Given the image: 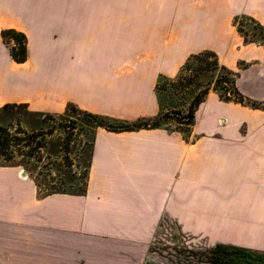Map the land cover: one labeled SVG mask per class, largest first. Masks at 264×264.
Here are the masks:
<instances>
[{
	"label": "crops",
	"instance_id": "crops-1",
	"mask_svg": "<svg viewBox=\"0 0 264 264\" xmlns=\"http://www.w3.org/2000/svg\"><path fill=\"white\" fill-rule=\"evenodd\" d=\"M237 16L264 25V0H0V33L27 38L17 64L0 36V107L154 117L159 75L203 51L264 106V47L243 43ZM182 232L264 252V108L209 92L188 140L98 128L83 195L39 197L21 168L0 167V264H144Z\"/></svg>",
	"mask_w": 264,
	"mask_h": 264
},
{
	"label": "trees",
	"instance_id": "trees-1",
	"mask_svg": "<svg viewBox=\"0 0 264 264\" xmlns=\"http://www.w3.org/2000/svg\"><path fill=\"white\" fill-rule=\"evenodd\" d=\"M247 23L248 29H244L243 25ZM233 26L242 38L244 44H256L264 47V25L259 24L254 19L247 16H237L233 20ZM2 42L9 49L11 59L22 64L27 60V39L26 36L14 29L3 30L1 32ZM192 73L189 77L186 74ZM238 73L233 72L218 61L217 55L211 51H203L190 55L178 74L174 79L159 75L155 93L158 102V113L154 117L142 118L133 122L112 119L106 116L92 114L78 109L73 104H67L65 110L61 114H49L41 112L29 111L26 104H5L0 107V114L10 117H17L21 111L22 116L30 117L31 122H26L25 127L18 118L15 126L8 123L0 125V167H22L28 174V177L37 187L39 197H46L54 194L67 195H83L86 191L88 171L93 152V141L95 131L98 128L105 129L110 132H128L143 129H165L164 122L173 119L172 115L182 116L180 111H172L181 104L169 105L170 109H165L161 92L162 84L169 83L176 91H187L190 94L189 102L186 106V113L183 115L189 129L193 127L195 122V113L201 103L204 102L209 92H215L222 101L235 102L239 104H248L252 108H264L254 102L246 100L236 88V80ZM193 89L189 90L188 88ZM71 123L74 127L65 126ZM179 124H181L179 122ZM81 130L80 136L85 138V143L81 153L82 173L76 179L75 173L67 171L65 175H61L52 164L43 165L46 174L43 177L44 184L39 183L38 173L36 170L39 163L50 160L52 157L56 159L62 158L68 160L66 156L69 150L67 135L69 131L76 129ZM184 139H188L186 134L188 131L175 129ZM67 132V133H66ZM62 134H65L63 136ZM71 136V135H70ZM22 158V161H17ZM32 162V163H31ZM70 167V166H69ZM65 167V168H69ZM58 175H56V174ZM55 174L53 177L52 175ZM46 177L49 183L46 184ZM78 182H82L83 188H78ZM55 186H54V185ZM81 184V183H80ZM209 264H264V252L256 250H248L234 246L217 245L210 254Z\"/></svg>",
	"mask_w": 264,
	"mask_h": 264
},
{
	"label": "rangeland",
	"instance_id": "rangeland-1",
	"mask_svg": "<svg viewBox=\"0 0 264 264\" xmlns=\"http://www.w3.org/2000/svg\"><path fill=\"white\" fill-rule=\"evenodd\" d=\"M248 25L250 26V24L245 23L243 25L244 29L247 30ZM3 30H8V29H3ZM0 36H1V33H0ZM3 45H4V43H3ZM6 48L8 49V47H6ZM26 48H27V44H26ZM242 67H244V65H242ZM242 67H240V68H242ZM178 72H177V74H178ZM191 74L192 73L186 74V77H189ZM175 76L167 77V78L174 79ZM161 88H164V90L161 92V97L163 100V104L165 106V109H164L165 111H166V109L169 110L170 109L169 107H171L172 105L181 104V103L183 105V106L177 107L175 110H172V108L169 110L171 114L173 113L172 111H174V112L180 111V112H182V116L176 117L175 115H172L173 119H168L164 122L163 127L166 128L167 130H165V129H163V130L171 133V132H176V131H174L175 129H182L184 131H188L186 134L188 136H190L192 127L189 129L184 124V123H186V120L183 118L184 117L183 115H185V113H186L187 103L189 102L188 99H190V96H191L190 94H188L189 93V92H187L188 90L185 92L176 91V89L173 88L172 85L169 83L162 84ZM188 89L191 90L193 88L189 87ZM155 95H156V93H155ZM169 105H171V106H169ZM23 113H24V111H21V113H19V115H17V117L16 116L10 117L9 114L6 116L0 114V125H3V124L7 125L8 123H10L11 125L16 127V125L18 123V118L20 117L19 120L22 123V127H25L26 122L27 123L31 122L32 119H30V117H28V116H24V115L22 116ZM49 114H51V113H49ZM71 122L72 121H70V124H66L65 126H70V128L74 127V125ZM179 122L181 124H179ZM80 132H82V131L79 130L78 128L74 131H71V129H70L69 134L67 135L68 139L70 138V140L68 142L69 150L67 151V154H66V156L68 157V160H63V157L59 158V159L52 157L50 160H45L43 163L37 164L38 168L36 170V173H38L37 177L39 179L38 180L39 183L45 185V182H43V177L46 174V171H45L44 167L43 168H41V167L43 165H46V167H47L48 163L52 164L53 168L57 169V171H59V173H61V175L62 174L65 175V173L67 171H72V173H75L76 179L79 178V173H82L83 168L79 169L76 167L82 166V164H83L82 159H81V153H82L83 146L85 143V138L83 136H80V134H79ZM62 135L65 136V134H62ZM17 161H22V158H17ZM66 166L67 167L70 166V167L65 168ZM19 168H21V170H23V172L25 174H27V172L22 167H19ZM55 174H53L52 176L54 177ZM56 175H58V174H56ZM49 182L50 181H49L48 177H46V184L48 183L49 185H52ZM78 188H80V189L83 188L82 182H78ZM178 235H175V237L173 238L174 235H170L169 233H166L164 235V236H166L164 241L159 243L160 250L157 251L156 247L150 249L149 259L146 262H144V264H209V258H210L211 251L216 246V244L211 241L214 238H212L211 236L206 235V234H200V235H193L192 236V235L185 234V232H182L181 237L179 239ZM218 236L223 237L221 234ZM234 242H236V241H234ZM163 246H164V249H161V247H163Z\"/></svg>",
	"mask_w": 264,
	"mask_h": 264
},
{
	"label": "flooded vegetation",
	"instance_id": "flooded-vegetation-1",
	"mask_svg": "<svg viewBox=\"0 0 264 264\" xmlns=\"http://www.w3.org/2000/svg\"><path fill=\"white\" fill-rule=\"evenodd\" d=\"M214 249V248H213ZM213 251V250H212ZM212 251H211V253H212Z\"/></svg>",
	"mask_w": 264,
	"mask_h": 264
},
{
	"label": "water",
	"instance_id": "water-1",
	"mask_svg": "<svg viewBox=\"0 0 264 264\" xmlns=\"http://www.w3.org/2000/svg\"><path fill=\"white\" fill-rule=\"evenodd\" d=\"M23 174L25 175V173L23 172Z\"/></svg>",
	"mask_w": 264,
	"mask_h": 264
}]
</instances>
